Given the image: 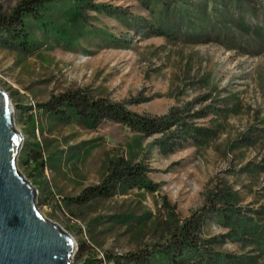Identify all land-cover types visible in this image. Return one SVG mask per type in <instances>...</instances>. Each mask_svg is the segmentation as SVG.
<instances>
[{"label": "rangeland", "instance_id": "rangeland-1", "mask_svg": "<svg viewBox=\"0 0 264 264\" xmlns=\"http://www.w3.org/2000/svg\"><path fill=\"white\" fill-rule=\"evenodd\" d=\"M19 1L0 0L2 12ZM92 2L122 14L85 11L81 31L65 25L67 3H59L50 20L65 27L67 38L61 28L47 32L28 20L29 52L0 47V90L9 97L15 128L38 144L47 163L36 175L18 163L19 153L18 171L36 189L39 212L73 238V264L90 258L115 264L106 255L166 247L173 229L201 213L208 197L215 208H222L221 198L228 200L224 207L234 211L225 214L236 223L224 227L215 215L200 218L198 236L218 238L214 251L228 255V264H264V46L238 27L241 21L264 25V0ZM159 31L162 36L154 34ZM72 90L149 117L178 110L187 126L206 128L210 136L173 147L170 133L177 125L165 138L144 136L110 120L93 128L60 124L37 109ZM201 111L204 116L197 115ZM160 140L171 148L162 151ZM117 158L141 163L153 191L133 188L82 205L63 202L97 185ZM243 220L258 229H239Z\"/></svg>", "mask_w": 264, "mask_h": 264}, {"label": "trees", "instance_id": "trees-1", "mask_svg": "<svg viewBox=\"0 0 264 264\" xmlns=\"http://www.w3.org/2000/svg\"><path fill=\"white\" fill-rule=\"evenodd\" d=\"M64 2L67 3V7L62 12L65 25L81 31L85 26L83 21V12L85 11L102 12L112 16H118L121 13L113 7L94 4L92 0H20L8 14L3 13L0 7V47L29 52L32 42L28 20L34 21L42 30L50 32L56 26L50 20L52 6ZM238 27L242 32L250 33L261 46H264V25L250 27L241 21L238 23ZM55 28L57 30L61 28L59 31L61 36L67 38V30L63 25ZM86 32L94 34L90 30ZM154 34L162 36L163 32L159 31ZM65 41L69 43V39L68 41L65 39ZM68 46L66 44V47ZM37 109L60 124L75 122L86 128H93L100 120H110L129 131L144 136L157 133L163 135L172 125H177L181 128L176 133H170V138H173L172 142L175 139V143H170L173 147L179 145L178 140L191 139L195 144H199L202 139L210 136V132L206 128L187 126L178 110L170 111L162 117H149L130 112L123 104L111 102L107 98H93L81 90L66 91L56 96H50L48 101L38 104ZM198 114L205 115L202 111ZM25 121L33 134L35 128L32 116L27 114ZM163 137L165 138V135ZM166 142H162V140L157 142L162 151L171 148V146L167 148ZM50 156L48 155L47 159L50 160ZM18 163L36 175L42 174L47 165L38 144L27 140H23ZM154 187L155 185L146 179L145 167L141 163L131 164L127 160L117 158L109 161L107 173L97 185L86 187L78 196L65 199L63 202L82 205L93 199L109 198L118 192L133 188L152 192ZM210 199L211 197H208V205L202 209L201 213L193 214L173 229L166 245L168 249L166 247L157 248L156 244L153 245L151 251L145 253H129L122 256L106 255V258L115 264H119L120 261L131 264H228V255L214 251L218 238H200L197 234L201 230L200 218H207V216H217L220 218V224L224 227L233 226L236 223L232 224L229 220L230 217L225 214L226 210L234 211L224 207L230 205L228 200L221 198L222 208H215ZM247 221L243 220L242 225L241 221H238V228H246L254 233L258 229L256 224L251 225ZM95 261L96 259L90 258L86 264H96Z\"/></svg>", "mask_w": 264, "mask_h": 264}, {"label": "water", "instance_id": "water-1", "mask_svg": "<svg viewBox=\"0 0 264 264\" xmlns=\"http://www.w3.org/2000/svg\"><path fill=\"white\" fill-rule=\"evenodd\" d=\"M0 90V264H73L76 244L38 210L36 189L17 168L23 138Z\"/></svg>", "mask_w": 264, "mask_h": 264}]
</instances>
